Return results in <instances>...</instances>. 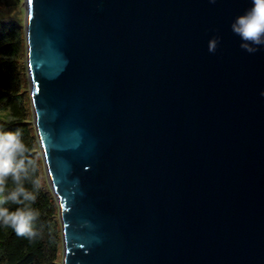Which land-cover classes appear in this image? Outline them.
<instances>
[{
    "label": "water",
    "instance_id": "water-1",
    "mask_svg": "<svg viewBox=\"0 0 264 264\" xmlns=\"http://www.w3.org/2000/svg\"><path fill=\"white\" fill-rule=\"evenodd\" d=\"M21 6L61 264H264V47L229 27L250 0Z\"/></svg>",
    "mask_w": 264,
    "mask_h": 264
},
{
    "label": "trees",
    "instance_id": "trees-1",
    "mask_svg": "<svg viewBox=\"0 0 264 264\" xmlns=\"http://www.w3.org/2000/svg\"><path fill=\"white\" fill-rule=\"evenodd\" d=\"M22 0H0V14L17 7ZM24 31L20 21L0 16V130L21 131L26 156L34 161V171L25 187L35 191L31 207L38 212L33 223L36 235L17 236L10 227L0 225V264H60L61 232L58 208L46 182H41L42 159L32 124L29 93L24 74ZM38 181L33 186L31 180ZM5 189L13 187L9 178ZM10 209L18 207L9 204Z\"/></svg>",
    "mask_w": 264,
    "mask_h": 264
},
{
    "label": "clouds",
    "instance_id": "clouds-1",
    "mask_svg": "<svg viewBox=\"0 0 264 264\" xmlns=\"http://www.w3.org/2000/svg\"><path fill=\"white\" fill-rule=\"evenodd\" d=\"M215 3V0H208ZM230 30L239 38L240 47L248 53L264 47V0H250V6L230 22ZM218 37L207 41L208 52H214ZM264 96V91L260 93ZM26 146L21 140V131L0 130V225L10 227L17 236L32 238L36 235L33 223L38 212L31 207L36 193L25 187L34 171V161L26 156ZM11 179L13 187L6 190L4 185ZM33 186L38 181L31 180ZM9 204L17 205L10 209Z\"/></svg>",
    "mask_w": 264,
    "mask_h": 264
},
{
    "label": "rangeland",
    "instance_id": "rangeland-1",
    "mask_svg": "<svg viewBox=\"0 0 264 264\" xmlns=\"http://www.w3.org/2000/svg\"><path fill=\"white\" fill-rule=\"evenodd\" d=\"M5 18V19H13L15 21H20V23L23 25V20H24V9L23 7L21 6V4L17 7H12L8 10H5L2 14H0V16H2ZM24 61H25V52H24ZM24 74H25V82L27 84V76H26V70H25V62H24ZM27 92H28V84H27ZM41 155V154H40ZM41 182H43V180L46 182V184L48 185L47 183V180H46V176H45V173H44V169H43V163H42V174H41ZM60 256H61V251H60ZM60 264H61V260H60Z\"/></svg>",
    "mask_w": 264,
    "mask_h": 264
}]
</instances>
